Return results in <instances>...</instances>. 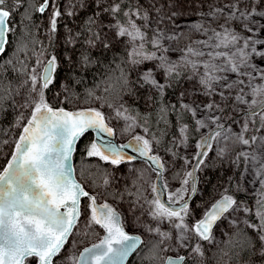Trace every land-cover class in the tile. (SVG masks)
Returning <instances> with one entry per match:
<instances>
[{
	"label": "snow or ice",
	"instance_id": "obj_1",
	"mask_svg": "<svg viewBox=\"0 0 264 264\" xmlns=\"http://www.w3.org/2000/svg\"><path fill=\"white\" fill-rule=\"evenodd\" d=\"M243 2L213 0L207 11L194 9L200 19L192 21L188 27L201 38L191 40L180 49L181 55L176 61L170 60L167 54L175 50L172 43L181 38L178 34L179 21L188 12L185 0L166 2L168 11L163 14L156 7L155 0L148 5V9H155L157 13L156 26L152 28L150 38L147 32L150 14L148 10L142 11L143 5L136 4L125 9L122 7L124 0H90V4L95 5V11L86 22L82 41L87 50L81 51L78 59L74 60L72 56L61 58L54 54L45 58L44 49L35 54L39 71L37 67L29 70L30 99L21 105L32 111L27 119L20 117L24 121L22 133L10 159L0 170V264H31V258H35L38 264H54L77 228L82 197L90 201L87 206L90 210L88 226L101 227L105 235L99 243L71 256V264H125L127 257L142 243L140 236L125 231L120 214L111 205L104 203L98 206L96 196L72 178L70 161L77 141L89 130H95L96 140L86 147L88 157H98L119 166L137 158L125 152V149H131L154 165V171L162 170L164 164L161 157L152 154L153 142L158 145L160 141L154 137L150 140L134 135L128 143L116 145L104 138L105 134L112 137L115 132L101 111L92 108L79 112L53 109L45 99V90L58 83L65 70L87 69L93 62L89 55L91 49L102 46L109 50L113 46L106 28L109 31L114 29L115 37L127 38L129 50L125 63L138 70L135 82H130L121 70L124 83L130 89L134 84L136 88L146 87L162 97L166 89L179 82L182 75L190 73L186 79H195L197 87L193 91L207 98L193 106L195 101L184 102L188 93L182 91L179 94V109L195 119V130L211 129L196 145L199 149L193 157L196 163L193 170L186 173V177L192 178V186L169 195V201H174L177 207L166 206L158 197L149 202L154 206L149 213L152 219L161 223L166 220L174 230V233L162 232L159 227L146 226L148 232L159 235L165 252L174 253L164 258V264H187L189 255L203 256L200 242L212 243L217 221L225 214L237 211L250 214L249 219L251 215L257 218L258 223H245L255 231L256 240L264 248V85L253 84L257 78L264 81V38L261 36L264 23L256 18L264 17V12L258 11L255 6L257 0H252L254 7L251 8L242 7ZM23 3L24 0H12L9 5V0H0V55L5 53L9 36L16 29V25H10L9 21ZM50 6L48 38L51 42L57 32V18L62 15L59 6L55 0H44L35 11L44 13ZM76 6L89 5L84 0L69 4V8ZM259 6L264 7V0H259ZM74 14V11L67 12L68 16ZM104 14L116 22L105 24L100 19ZM120 17H123V22ZM24 18L30 19V16ZM137 20L142 23L138 24ZM165 24L170 25L167 30L161 27ZM213 24L216 26L213 27ZM238 27L243 31L237 30ZM80 36L81 33L73 35L69 30L66 43L75 48ZM165 42H168L167 46ZM149 63L150 67H144ZM158 76L161 79H157ZM171 108L176 111V105ZM166 110L161 108L162 113ZM198 112L201 118H197ZM115 115L131 121L129 128L135 124L136 118L128 114L123 103L115 109ZM161 119L164 117L161 116ZM233 124H239L235 132L232 131ZM179 133L181 143L186 142L188 125L181 126ZM221 141L225 144L231 141L233 145L240 146L241 150L232 165L239 168L243 163L244 172L251 171L254 182L261 186L260 198L255 207H247L233 196L224 194L201 219L189 225L186 222L190 213L185 193H196L194 174L205 164V157L213 150V143ZM226 150L220 148L217 154L223 156ZM182 183L187 186L189 180L185 178ZM152 191H156L155 186ZM193 239L198 241L195 245L191 243Z\"/></svg>",
	"mask_w": 264,
	"mask_h": 264
},
{
	"label": "rangeland",
	"instance_id": "obj_2",
	"mask_svg": "<svg viewBox=\"0 0 264 264\" xmlns=\"http://www.w3.org/2000/svg\"><path fill=\"white\" fill-rule=\"evenodd\" d=\"M124 1H126L130 5L128 7H132L136 4H139V5H143L142 11L143 10L149 11L150 20H149V28L147 29V32L150 38L152 35V28L156 26L155 21L157 17V13L155 9H148V5L153 3V0H124ZM55 2L56 5L59 6L60 11L62 12L61 17L57 18V32L55 34L56 40L54 41L53 38L55 37H53L50 42L48 38L49 16H50V12L52 11V8L50 6L49 9H47L42 14V18H41L42 29L40 33L39 45L31 58V68L37 67L38 71H39V67L35 63L36 61L35 54L39 53L42 49L45 50V58H47V55L49 54L55 55V52L58 51V55L61 58L72 56L74 60L76 59V52L80 47V43L77 40L75 48H73L71 44L66 43V39L69 35V30H71L73 25L83 15L87 13L92 15L93 12L95 11V5H91L90 0H84V3H87L89 6L87 7L76 6L74 8H69V4H76L77 0H55ZM109 2H111V0H109ZM166 2L170 3V0H155L156 7L162 10L161 14L168 11V8L165 7ZM212 2L213 0H203V2L202 0H185V7L188 9V12L186 13L185 17L179 21L178 34L180 35L181 38L172 43L171 46L175 50L170 51L167 54L170 60L173 61L178 60L181 55L180 49H183L187 44L191 42V40L201 38L197 34L191 32L188 25L192 21H197L200 19V17L196 14L194 9H199L200 11H207L208 5ZM224 2H228V0H224ZM255 6L258 7V11L264 12V7L259 6V0H257ZM242 7H248V8L254 7L252 0H244V2L242 3ZM68 11H74L75 14L72 16H68L67 15ZM256 18L259 19L261 23H264V17L257 16ZM100 19H103L105 24H108L110 21L112 23L116 22L108 14H104L103 16L100 17ZM121 22H123V20H121ZM137 23L140 24L142 23V21L137 20ZM238 24L239 22H237V25ZM212 26L215 27L216 24H213ZM161 27H164L167 30V28L170 27V25L165 24L162 25ZM237 30L243 31L242 28L239 27ZM105 31H107L109 34V38L113 44L112 47H116L120 44L127 45V38L115 37L114 29L112 31H109L106 28ZM185 33H189L190 36H188V38L187 37L184 38ZM261 36L262 38H264V33H262ZM117 40H119L120 42L117 43L116 42ZM165 43L167 46L168 42ZM102 48H103L102 46H98L97 48L92 50H100ZM59 51H61L60 54ZM150 66H151L150 63L144 65V67H150ZM134 75L135 77H137L138 70H134ZM187 75H190V73L184 74L183 82L178 90V96L180 99L179 94L182 91L188 93V95H186L184 98V102L195 101V104L193 106H196V104H201L207 98L199 94L198 92L193 91L197 87L196 81L195 79L187 80L186 79ZM157 79H161V77L158 76ZM253 84L264 85V81L257 78L255 81H253ZM64 87H65V78L61 76L59 78V82L51 86V95L62 96ZM30 89H31V85L29 87L24 86L23 90L18 95L17 106L19 109V116L14 129V133H16V135L8 139L4 145V148L0 154V168L2 167L3 162L10 159V155L14 152V146L18 142V137L22 133V127L24 126V121H22L20 117L23 116L25 119H27L31 114L32 111L31 108L21 107L22 104H24L27 100L30 99L29 96ZM146 90H150V89L146 87L142 88L143 92ZM245 91L248 92L249 89L246 88ZM143 96L144 95L140 96L141 101L144 103L146 107H149L150 101ZM129 98L130 97H122L111 104H105L101 101L96 100L82 107L98 108L102 110L104 114H106V116L109 118L113 126L115 127V136L119 142H123L134 135H141L147 138L146 137L147 132H145V127L141 123H139L137 119L135 120V124L133 125V127L129 128L128 125L131 123V121H125L122 118H117L115 115V109L118 108L121 103H123L127 108V103L129 101ZM252 98H256V97H252ZM197 118H201L199 112L197 114ZM209 129L210 128H201L199 129V131L203 135ZM238 129H239V124L232 125L233 132L237 131ZM181 139L182 138L179 133L174 140L175 143L174 149L167 154L164 153L160 155L164 164L163 180L166 187L167 197H169L170 194L176 193L183 188L191 187V180L190 178L186 177V173L190 172L192 162L194 161L193 157L198 151V148L196 147V145L190 144L188 140H186V142L184 143H181ZM220 148L227 149L223 156L217 154ZM154 150H155L154 152L157 154L158 152L156 151V149ZM240 150H241L240 146L233 145L231 141L227 142V144H225V142L223 141H221L219 144L215 142L213 143V150L208 153V156L205 157V164L201 165L200 169L198 170V177L199 180H201L202 187L201 189L196 191V195L194 199H192L191 203L189 204L190 214L186 218V222L189 225L201 219L205 214V212H207V210L210 208V206L217 200V198L221 197L224 194L233 196V198L236 199L243 206L255 207L257 199L260 198L261 186L259 185L258 182H254L255 177L252 175L251 171L244 172L243 163H241L239 168H234L232 165V161L235 159L237 153ZM180 166L185 167L182 170L181 176L175 179H170L169 174L175 171ZM206 174L207 175L210 174V178L203 179V176ZM156 177H157V171H154L149 165L141 166L140 162H124L121 163L119 166L110 164V171L105 178L108 180V183L105 184V179H104L103 183L101 184V189L96 193L92 192L90 185L88 183H85L84 185L86 190L88 192L93 193V195L96 196L98 201V200L106 199V197L103 194L104 190L110 189L115 192H120L126 189L127 186L133 188L134 187L133 179L134 178L138 179L139 180L138 182L140 183V186H138V188L139 187L141 188V192L140 194H138V196L136 197L133 196V192H132L131 193L132 197L130 196V198L127 197V195H123L117 199H112V200L110 199V200L112 204L121 213L122 222L125 228H127L129 231L139 233L145 239L149 237V235H155L159 237V235L155 232H148L146 230V226L152 228L159 227L162 232L174 233L172 225L168 221L165 220L162 223L158 222L152 219V217L149 214L152 208L154 207L151 206L149 202L157 198L156 192L152 191V188L155 185ZM185 178L189 180V184L187 186H185L182 183V181ZM205 181L209 183L207 188L205 187L206 185L203 187V182ZM188 194L189 192L185 193V197ZM238 194H244L246 196H237ZM89 203L90 201L87 199V203L85 202L82 204L83 206L81 210V216L77 228L74 230L73 235L69 237L68 243H66V245L61 250L60 253L61 258L59 260H61L62 264H71L70 261L71 256L78 255L84 246L88 245L89 243H94L98 241L99 238H101L102 234H99V229H100L99 226L97 225H91L90 227L88 226V222L90 220V210L88 209L87 206ZM249 217L250 214L244 213L243 211H237L235 213H232L231 215L225 214V217L221 218L213 228L214 241L212 243H209L207 241L200 242L202 245L204 255L203 256H199L196 254H192V255L196 256L201 264H264L262 258L264 254V248L261 247L260 243L257 240H256L257 254L254 257H251L250 259L246 260L245 262L232 263L231 261L228 260V257L226 256V252L223 253L224 256L218 260H214V261L209 260V255H208L209 250L226 242L229 239L233 229H235L240 225H245L252 232L253 236L256 239L255 231L250 229L248 227V224L245 223V221H248L249 223H253V222L258 223V220L254 215H251V219H249ZM233 221H235V223H233ZM197 242L198 241L193 239L191 243L192 245H195ZM164 247L165 245L163 244V249ZM163 253H164V257L168 254H174L171 251L165 252L164 250ZM31 259H32L31 264L38 263L35 258H31Z\"/></svg>",
	"mask_w": 264,
	"mask_h": 264
},
{
	"label": "trees",
	"instance_id": "obj_3",
	"mask_svg": "<svg viewBox=\"0 0 264 264\" xmlns=\"http://www.w3.org/2000/svg\"><path fill=\"white\" fill-rule=\"evenodd\" d=\"M43 2L44 0H24L23 6L20 7L17 12L13 13V17L9 21L10 25L13 23L16 25V29L15 32L9 36L10 42L6 46L5 53L0 56V154L6 141L16 135L14 129L19 116V109L17 106L18 95L23 90L24 86L29 87L31 85L29 80L31 58L39 45L42 29L41 18L43 14L35 11V9L43 4ZM11 3L12 0H9V5H11ZM128 6L130 5L124 1L122 7L126 9ZM26 15L30 16V19L24 18ZM90 16L91 14L89 13L83 15L71 28V33L73 35L81 33V36L77 38L80 47L76 52V59L79 58L81 51L87 50L82 44V41L85 35L86 22ZM120 19L123 20V17H120ZM188 36H190V34L185 33L184 38H188ZM53 40L55 41L56 37L53 38ZM127 51L128 48L126 44L111 47L109 50L103 48L100 50L91 49L89 55L93 62L87 69L77 68L72 72L65 70L60 75V77L63 76L65 78V87L62 96L51 95L50 86L49 89L45 90V99L47 103L52 106L80 109L82 106L96 100L105 104H111L122 97H130L127 103L128 113L147 128L146 139L153 140L154 137L155 140L160 141L158 145L153 142V149H156L159 156L164 153L167 154L174 149V140L179 134V128L184 124L188 125L187 140L190 144L197 145L201 140L202 134L199 130H195V119H193L190 114L184 113L179 109L180 99L178 90L183 82L184 75L180 77L179 82L174 83L172 87L166 89L162 97L155 95L151 90L143 92L142 88H136L134 84L130 89L125 85L124 79L121 76V70H123L130 82H135L137 80L133 68L125 63ZM60 53L61 51H59V54ZM55 55L59 57L58 51L55 52ZM69 67H71V65ZM129 92H131L130 95ZM139 92L150 101L149 107H146L141 101ZM172 105H176V111L172 110ZM162 107L167 109L166 112H161ZM95 109L104 113L98 108ZM104 115L106 116V114ZM161 116H163L164 119H161ZM106 118L113 126L109 118L107 116ZM113 128L115 130L114 126ZM93 140L94 134L92 131L85 133L77 143L76 150L73 154V160L75 174L78 180L83 184L88 183L92 192L96 193L101 189V184L110 171L111 163L103 161L98 157H88L86 155V147L93 142ZM169 149L171 150L169 151ZM6 161L3 162L0 170H2ZM140 165L147 166L148 164L140 162ZM183 168L185 167H178L169 174V178L175 179L180 177ZM205 178H210V174L204 175L203 179ZM133 181V188L127 186L126 189L120 192H115L110 189L104 190L103 194L106 199L103 201H107L113 205L111 200L117 199L120 196L127 195V197L130 198L132 192L133 196H138L141 192V188H138L140 183L136 178H134ZM205 182H203V187L206 185L205 187L207 188L209 183L207 181ZM201 187L202 183L201 180H199L197 190L201 189ZM237 196L246 195L238 194ZM87 199L88 198L83 197L81 210L82 204L85 202L87 203ZM99 234H103V229L101 227L99 229ZM159 241L160 238L158 236L149 235L129 259L128 264H161L164 253L163 244H160ZM256 244L257 241L252 232L245 225H240L233 229L226 242L209 250V260H218L223 257V253L226 252L228 260L232 263L245 262L257 254ZM60 258L61 254L55 258L54 264H62L61 260H59ZM262 258L264 261V254ZM187 264L201 263L196 256H189Z\"/></svg>",
	"mask_w": 264,
	"mask_h": 264
},
{
	"label": "water",
	"instance_id": "obj_4",
	"mask_svg": "<svg viewBox=\"0 0 264 264\" xmlns=\"http://www.w3.org/2000/svg\"><path fill=\"white\" fill-rule=\"evenodd\" d=\"M0 56H1V55H0ZM50 106H51L53 109L64 108V109H65L66 111H68V112L86 111L87 109H90V108H91V107H82V108H80V109H69V108H66V107H58V106H52V105H50ZM92 109H95V108H92ZM103 114H104V113H103ZM104 116H105V115H104ZM105 119H106V122L108 123V125H109L110 127L113 128V126L108 122L106 116H105ZM113 130H114V128H113ZM210 130H211V129H209V130H208L205 134H203V135H206ZM89 131H92V132H93V134H94V140H96V132H95V130H89ZM114 132H115V130H114ZM203 135H202V136H203ZM104 138H105V140H111L112 143H114V144H116V145L126 144V143H128L129 140L132 139V137H130V138H128V139H127L126 141H124V142H119V141L116 139V136H115V135L112 136V137H107L106 134L104 135ZM201 139H202V137H201ZM78 141H79V140H78ZM78 141H77V143H78ZM200 141H201V140H200ZM76 146H77V144H76ZM198 151H199V149H198ZM74 152H75V151H74ZM74 152H73V154H74ZM125 152H126L128 155H135V156L137 157L135 160L130 161V162H144V163L148 164L152 169L155 168V166H154V165H151V163L148 162V161L146 160V158L140 157V156H139V153H134L131 149H125ZM73 154H72L71 161H70L71 169H72V178H73L77 183H79V184H80V185L86 190L85 185H84L81 181L78 180V178H77V176H76V174H75ZM152 154H156V153L154 152V149H153V153H152ZM157 155H158V154H157ZM161 160H162V158H161ZM125 162H129V161H125ZM162 162H163V160H162ZM123 163H124V162H123ZM195 163H196V162H195V160H194V161H193V164H192V167H191V171L193 170V166L195 165ZM155 171H157V177H156V181H155V185H154L155 188H156V196L160 199L161 203H164L166 206L177 207L178 205H177L175 202H173V201L170 202L169 199H168V197H167L166 187H165L164 180H163L164 168H163L162 170H161V169H155ZM194 175H195V188H197V183H198V171H196ZM190 180H191V186H192V183H193L192 178H190ZM86 191H87V190H86ZM90 194H91V193H90ZM194 195H195V194H191V193H189V194L187 195V197H185V199L188 200V204H190V202H191V200L193 199ZM220 198H221V197H220ZM220 198H218L217 200H219ZM82 199H83V197L81 198V202H80V210H81ZM217 200H216V201H217ZM216 201H215V202H216ZM181 202H182V201H181ZM215 202H214V203H215ZM96 203H97L98 206L103 205L104 203H107V204L111 205V204L108 203L107 201H97V200H96ZM111 207L114 208V209L116 210V212L120 214L121 221H122V216H121V213L119 212V210L116 209L113 205H111ZM210 207H211V206H210ZM209 209H210V208H209ZM209 209H208V210H209ZM217 222H218V221H217ZM122 223H123V222H122ZM216 224H217V223H216ZM123 227H124L125 231L128 232L129 234H133V235H138V236H140L141 241H142V243H143V241H144L145 239H144V237H143L142 235H140L139 233H136V232L129 231L127 228H125L124 225H123ZM214 227H215V226H214ZM104 235H105V231H104V229H103L102 237H101L98 241H96V242H94V243H91V244H88V245L84 246V247L81 249V251H83V249H84L85 247H90L92 244L99 243V241L103 238ZM142 243H141V244H138L137 249L142 245ZM65 245H66V244H65ZM65 245H64V246H65ZM137 249H136L134 252H132V253L127 257V259H126V261H125V264H128L129 259H130V258L132 257V255L137 251ZM81 251H80V252H81ZM170 255H173V254H170ZM167 256H169V255H167ZM37 264H38V263H37ZM162 264H164V259H163V261H162Z\"/></svg>",
	"mask_w": 264,
	"mask_h": 264
},
{
	"label": "flooded vegetation",
	"instance_id": "obj_5",
	"mask_svg": "<svg viewBox=\"0 0 264 264\" xmlns=\"http://www.w3.org/2000/svg\"><path fill=\"white\" fill-rule=\"evenodd\" d=\"M132 137H133V136H132ZM116 139H117V138H116ZM125 141H126V140H125ZM123 142H124V141H123ZM192 164H193V162H192ZM191 167H192V165H191ZM190 171H191V168H190ZM198 182H199V177H198ZM197 186H198V183H197ZM196 191H197V188H196ZM155 192H156V191H155ZM189 193H190V192H189ZM195 195H196V193H195ZM195 195H194V197H195ZM156 197H157V196H156ZM186 197H187V196H186ZM194 197H193V199H194ZM219 198H220V197H219ZM217 199H218V198H217ZM191 201H192V200H191ZM190 203H191V202H190ZM207 211H208V210H207ZM168 255H170V254H168ZM166 256H167V255H166ZM166 256H165V257H166ZM189 256H193V255H189ZM189 256H188V257H189ZM165 257H164V258H165Z\"/></svg>",
	"mask_w": 264,
	"mask_h": 264
},
{
	"label": "bare ground",
	"instance_id": "obj_6",
	"mask_svg": "<svg viewBox=\"0 0 264 264\" xmlns=\"http://www.w3.org/2000/svg\"><path fill=\"white\" fill-rule=\"evenodd\" d=\"M91 193V192H90ZM151 199V198H150Z\"/></svg>",
	"mask_w": 264,
	"mask_h": 264
}]
</instances>
